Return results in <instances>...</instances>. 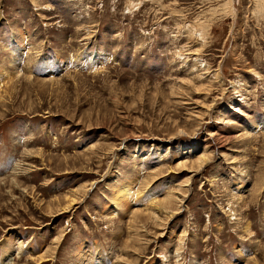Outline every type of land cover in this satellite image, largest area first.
<instances>
[{
    "label": "rangeland",
    "instance_id": "374dc122",
    "mask_svg": "<svg viewBox=\"0 0 264 264\" xmlns=\"http://www.w3.org/2000/svg\"><path fill=\"white\" fill-rule=\"evenodd\" d=\"M99 262L264 264V0H0V264Z\"/></svg>",
    "mask_w": 264,
    "mask_h": 264
},
{
    "label": "bare ground",
    "instance_id": "6f19581e",
    "mask_svg": "<svg viewBox=\"0 0 264 264\" xmlns=\"http://www.w3.org/2000/svg\"><path fill=\"white\" fill-rule=\"evenodd\" d=\"M102 57V55H97V58L98 59H100ZM93 58V57H92ZM207 157L206 156H202V157H200L196 162H198V164H201V166L202 165H204V164H206L207 163ZM190 164V163H189ZM186 166H187V164H186ZM186 166H184L183 164L182 165H180L179 164V166L177 167V168H180L179 170H181L182 168H184V167H186ZM191 167V166H190ZM199 167V166H198ZM197 167V168H198ZM192 169H194L193 167H191V170ZM200 169V168H199ZM185 170V169H184ZM194 171V170H193ZM192 172V171H191ZM133 192V190H132V188L130 187V186H125L120 192H119V196H120V200H130V199H132V198H135V196H136V193L134 192L132 195L130 194V193H132ZM183 200V199H182ZM182 200L180 201V203L182 202ZM130 201H132V200H130ZM70 203H69V207L67 208V209H69L71 206H73V205H75L78 201H77V199L76 198H73V199H71L70 201H69ZM122 202V201H121ZM126 202V201H125ZM178 204V203H177ZM173 205H176V200L172 197V198H169V199H167V200H165V201H163L160 205H158L157 206V208L158 209H156L158 212H163V210L164 209H168V208H171ZM165 211V210H164ZM166 213H167V211H166ZM168 215V214H167ZM175 215V213H174V211H173V213H171L170 212V218H172L173 216ZM104 256V255H103ZM102 258V256H99V258L98 259H101ZM99 264H102V263H100L99 262Z\"/></svg>",
    "mask_w": 264,
    "mask_h": 264
}]
</instances>
